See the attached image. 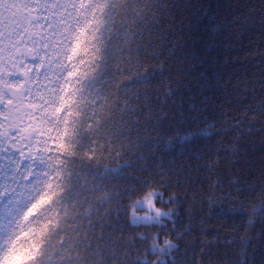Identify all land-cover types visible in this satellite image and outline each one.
<instances>
[{
	"label": "trees",
	"instance_id": "1",
	"mask_svg": "<svg viewBox=\"0 0 264 264\" xmlns=\"http://www.w3.org/2000/svg\"><path fill=\"white\" fill-rule=\"evenodd\" d=\"M81 27L94 56L74 82L78 154L37 264H264V0H0V59L37 41L8 99L55 96ZM25 143L0 124V180L41 167ZM153 190L173 216L135 221Z\"/></svg>",
	"mask_w": 264,
	"mask_h": 264
},
{
	"label": "snow or ice",
	"instance_id": "2",
	"mask_svg": "<svg viewBox=\"0 0 264 264\" xmlns=\"http://www.w3.org/2000/svg\"><path fill=\"white\" fill-rule=\"evenodd\" d=\"M88 29L81 27L72 35L71 40L64 52L62 86L58 87L55 96H52L47 103L40 101L35 109L23 106V101L17 95L15 100H9L10 89L7 86V78L4 79L5 85L0 88V124H2L10 137L23 139L26 141L25 158L30 161L32 166L36 164L45 165L51 170L48 188L51 192L48 199L58 196L62 190L61 180L67 165L64 157L77 155L75 145L69 139V121L81 116V111L77 107L78 88L74 82H79L81 76H87L83 66L90 63L94 53L88 45ZM18 125V126H17ZM91 129L92 125L89 124ZM87 159L95 158V150L85 151ZM23 163V161H21ZM155 190L149 192L142 200H137L136 204L146 203L149 207H155L153 200ZM10 213L11 209H7ZM161 210L156 209L159 213ZM130 217L136 220L141 219L135 210L131 209ZM143 219L150 220L148 213L143 214ZM59 223L58 210L53 212L41 222L40 227H34L35 236L32 244L20 251H16L15 241H10L7 249H0V261L5 264H37L42 257V249L50 237L52 230Z\"/></svg>",
	"mask_w": 264,
	"mask_h": 264
},
{
	"label": "clouds",
	"instance_id": "3",
	"mask_svg": "<svg viewBox=\"0 0 264 264\" xmlns=\"http://www.w3.org/2000/svg\"><path fill=\"white\" fill-rule=\"evenodd\" d=\"M50 177L51 170L41 165L38 169L24 170L15 183L0 180V200L6 205L4 224L0 226V249H7L10 241H15L16 251L29 247L35 236L33 228L40 227L42 221L58 210L60 193L48 199Z\"/></svg>",
	"mask_w": 264,
	"mask_h": 264
},
{
	"label": "rangeland",
	"instance_id": "4",
	"mask_svg": "<svg viewBox=\"0 0 264 264\" xmlns=\"http://www.w3.org/2000/svg\"><path fill=\"white\" fill-rule=\"evenodd\" d=\"M23 12H17L16 14H12L14 17H19L22 20L25 21V19L20 15ZM28 17L31 18V16L27 15ZM32 26H30V24L27 25L26 27V35H29L30 32H33L34 38L37 37V31L35 30H31ZM3 43L8 44V38L7 36H5L3 34ZM37 43V41H33L31 43V46L34 48V44ZM1 49H3L2 47H0ZM33 48L28 47L27 45H23V44H19L16 47V50L18 51L19 54H16L13 52V54H11L10 56H8V60L5 61L3 58L0 59V77H6L9 78V75L12 73V69L17 63H20L21 67H24L26 70L29 71V69L26 66V62L29 59H32L34 57V53L32 52ZM4 50V49H3ZM24 52V53H23ZM21 54L24 55V57L27 59H22L21 58ZM1 57V56H0ZM28 75V74H27ZM4 82L2 80V78H0V88L4 87ZM9 88V86H8ZM158 199H161L162 201H166V199L163 198V196L158 195L157 192H155V198L153 200V203L155 205V207H149L146 203H140V204H136V202L133 204V207H135V210L137 212V214L139 216H141V219L136 220L137 222H141V223H153V222H159L164 220L167 217H172L173 216V209L169 208L168 206H166L164 203H160L158 202ZM143 201L142 199H139ZM132 207V208H133ZM159 208L161 211L159 213L156 212V209ZM144 213H148L151 216L150 220L147 219H143V214Z\"/></svg>",
	"mask_w": 264,
	"mask_h": 264
}]
</instances>
